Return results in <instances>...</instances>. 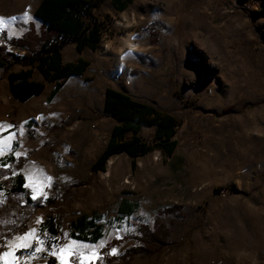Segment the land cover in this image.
<instances>
[{
    "label": "rangeland",
    "instance_id": "obj_1",
    "mask_svg": "<svg viewBox=\"0 0 264 264\" xmlns=\"http://www.w3.org/2000/svg\"><path fill=\"white\" fill-rule=\"evenodd\" d=\"M98 1L94 14L105 26L100 46L81 53L74 41L63 47L64 62L82 56L90 65L54 96L56 82L35 68L45 90L16 99L0 68V165L12 168L11 158L25 156L15 173L43 205L24 232L6 241L34 228L31 242L41 252L14 256L27 264H62L61 256L67 264H264L263 0H133L121 13L112 0ZM40 2L0 0V44L32 27L39 31ZM129 33L137 50L124 45ZM30 67L15 63L10 70ZM109 86L175 115L183 126L172 156L154 148L135 158L133 169V158L122 152L105 170H92L116 123L104 111ZM152 133L140 132L154 145ZM124 202L135 209L120 211ZM82 216L101 225L98 241L72 233L71 223ZM49 217L58 234L43 225ZM156 220L167 231L159 249L120 258L143 245L141 227L154 230ZM78 253L96 256L81 261ZM111 255L117 258L107 260Z\"/></svg>",
    "mask_w": 264,
    "mask_h": 264
},
{
    "label": "trees",
    "instance_id": "obj_2",
    "mask_svg": "<svg viewBox=\"0 0 264 264\" xmlns=\"http://www.w3.org/2000/svg\"><path fill=\"white\" fill-rule=\"evenodd\" d=\"M124 10L133 0H113ZM264 8V0L262 1ZM98 0H41L34 11V15L42 21L39 31L32 27L27 36L14 38L7 44H0V68L8 71L10 90L20 101H27L33 96L40 95L46 84L34 78L35 68L49 81H55L54 96L72 75H82L90 65V61L82 56L75 61L64 62L62 49L71 41L76 42V49L82 52L86 47L96 51L105 32L104 24L95 16L94 10L99 8ZM31 37V40L28 38ZM28 41L32 45L28 44ZM153 43L157 39L152 40ZM9 46L25 51L23 56L8 50ZM27 62L32 67L19 71L10 70L15 63ZM104 111L115 117L117 123L113 126L104 151L93 161L92 170H105L109 159L122 152L133 158L132 167L136 168L135 158L143 156L154 148H159L167 156H172L178 146L177 133L183 124L169 111L155 108L147 102L138 100L125 91L107 87L104 97ZM224 112H228L225 109ZM144 128H155L154 145L142 138L140 132ZM128 133L131 136L128 138ZM26 157L11 158L12 168L0 166V244L15 234L25 231L26 223L35 209L43 207L42 200L33 199L30 191L25 187V179L19 170ZM51 200H48V204ZM134 205L124 202L120 211L130 212ZM43 225H47L52 234H58L53 218H47ZM155 229L149 226L141 227L140 239L143 245L125 249L120 258L128 260L130 256L139 253H153L157 251L167 236V231L156 220ZM73 234L86 241H98L102 237L101 225L94 219L80 217L71 223ZM129 239V237H124ZM118 244L112 240L106 248ZM0 248V253L3 251ZM110 257V258H109ZM107 257L110 261L115 255Z\"/></svg>",
    "mask_w": 264,
    "mask_h": 264
},
{
    "label": "snow or ice",
    "instance_id": "obj_3",
    "mask_svg": "<svg viewBox=\"0 0 264 264\" xmlns=\"http://www.w3.org/2000/svg\"><path fill=\"white\" fill-rule=\"evenodd\" d=\"M0 19H2V18H0ZM8 127L12 128L13 126L9 125ZM21 134H23V133H21ZM12 135H15V133H12ZM17 155H19V154H17ZM0 166L8 167V165H6V164L0 165ZM48 179H49V181H51V177H49ZM32 198L36 199L37 197L33 196ZM0 202H2V201H0ZM35 233H36V229L33 228V229H30L27 233L23 234L22 236L15 237L12 241L6 242L5 244H0V248H3V247L13 248V245L15 244L16 241L21 242L19 244H16L15 248H13L12 251H3L2 253H0V259L4 260V264H27V261L21 262V261H19L18 258H16L14 256V251H16V250H22L23 252H27V254L29 256H32L35 253L41 252L42 248L41 247H34L33 243L31 242V239L34 238ZM38 243L40 245H43L44 241L38 240ZM29 249H31V251H28ZM64 251H65L64 248L60 249L61 253H63ZM115 253H116V249L113 248L112 254H115ZM51 254L55 255L56 253L52 252ZM78 255L80 256L81 261L91 259V258H95V256H96L95 253H93L91 257L84 256L82 253H78ZM61 260H62V264H67V261L64 260L63 256H61Z\"/></svg>",
    "mask_w": 264,
    "mask_h": 264
},
{
    "label": "bare ground",
    "instance_id": "obj_4",
    "mask_svg": "<svg viewBox=\"0 0 264 264\" xmlns=\"http://www.w3.org/2000/svg\"><path fill=\"white\" fill-rule=\"evenodd\" d=\"M123 42H124V45L126 47H129L132 50H137L138 49L137 44L132 39V34L131 33H129V34H127V36H125V38L123 39ZM113 163H114V160L113 159L110 160V165H112ZM48 169H52V168L49 167Z\"/></svg>",
    "mask_w": 264,
    "mask_h": 264
},
{
    "label": "crops",
    "instance_id": "obj_5",
    "mask_svg": "<svg viewBox=\"0 0 264 264\" xmlns=\"http://www.w3.org/2000/svg\"><path fill=\"white\" fill-rule=\"evenodd\" d=\"M132 2H133V1H131L130 3H132ZM130 3L127 4L126 8L129 6ZM112 4H113L114 8H115L117 11H120V13H121V12H125L126 8H125L124 10L121 11L120 8H119V5L117 4V2L115 3V2L112 0ZM99 7H100V6H99ZM109 87H111V86H109ZM45 88H46V87H45ZM113 88H115V87H113ZM116 89H118V88H116ZM44 90H45V89H44ZM119 90H120V89H119ZM42 93H43V92H42ZM42 93H41V94H42ZM50 96H51V93H50ZM113 117H114V116H113ZM114 118H115V117H114ZM116 123H117V121H116ZM116 123H115V124H116ZM115 124H114V125H115ZM112 128H113V127H112ZM151 129H152V131H153V133H152L151 135H152L153 137H155V128H151ZM111 130H112V129H111ZM122 205H123V204H122Z\"/></svg>",
    "mask_w": 264,
    "mask_h": 264
},
{
    "label": "built area",
    "instance_id": "obj_6",
    "mask_svg": "<svg viewBox=\"0 0 264 264\" xmlns=\"http://www.w3.org/2000/svg\"><path fill=\"white\" fill-rule=\"evenodd\" d=\"M24 54H21V56H23Z\"/></svg>",
    "mask_w": 264,
    "mask_h": 264
},
{
    "label": "water",
    "instance_id": "obj_7",
    "mask_svg": "<svg viewBox=\"0 0 264 264\" xmlns=\"http://www.w3.org/2000/svg\"><path fill=\"white\" fill-rule=\"evenodd\" d=\"M108 163V162H107Z\"/></svg>",
    "mask_w": 264,
    "mask_h": 264
}]
</instances>
